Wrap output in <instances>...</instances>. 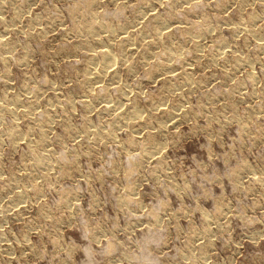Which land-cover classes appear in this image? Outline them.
<instances>
[{
	"label": "rangeland",
	"instance_id": "rangeland-1",
	"mask_svg": "<svg viewBox=\"0 0 264 264\" xmlns=\"http://www.w3.org/2000/svg\"><path fill=\"white\" fill-rule=\"evenodd\" d=\"M0 264H264V0H0Z\"/></svg>",
	"mask_w": 264,
	"mask_h": 264
},
{
	"label": "bare ground",
	"instance_id": "bare-ground-1",
	"mask_svg": "<svg viewBox=\"0 0 264 264\" xmlns=\"http://www.w3.org/2000/svg\"><path fill=\"white\" fill-rule=\"evenodd\" d=\"M141 2V1H140ZM197 2V1H196ZM200 4H201V2H200ZM192 8V7H191ZM94 21V20H93ZM94 25V24H93ZM108 25V24H107ZM171 25V24H170ZM167 26V25H166ZM104 27H106L105 25H104ZM103 27V28H104ZM10 28V27H9ZM111 28V27H110ZM107 29V28H106ZM95 30H97V29H95ZM94 30V31H95ZM111 30V29H110ZM166 30H167V28H166ZM160 31V30H159ZM106 32V31H105ZM141 34V33H140ZM200 35V34H199ZM128 37V36H127ZM130 37H128V39H129ZM104 42V41H103ZM106 43V42H105ZM3 45V44H2ZM92 45V44H91ZM106 48V47H105ZM203 48V47H202ZM122 50V49H121ZM102 58L101 59H103V63H104V65H102V67H105L106 68V65H109L110 64V62H111V64H113V59L115 58V55H114V53H112L111 52V50H109L108 48L106 49V50H103L102 52ZM159 53V52H158ZM163 54V53H162ZM158 55V54H157ZM146 57V56H145ZM160 57V56H159ZM93 59L94 58H91V60L89 61L90 63V65H91V63L92 62H94L93 61ZM116 59V58H115ZM125 59H127V58H125ZM173 59V58H172ZM97 62V61H96ZM162 62V61H161ZM98 64V63H97ZM154 64V63H153ZM163 64V63H162ZM115 65V64H114ZM155 65V64H154ZM111 66V65H110ZM98 67V66H97ZM109 68V67H108ZM89 70H91V69H89ZM106 70V69H105ZM117 75V74H116ZM120 78V77H119ZM101 88V87H100ZM104 92V91H103ZM32 93V92H31ZM31 95V94H30ZM127 97V96H126ZM111 103V102H110ZM138 109V108H137ZM139 111V110H138ZM137 112V111H136ZM138 113V112H137ZM33 114H34V112H33ZM136 116V115H135ZM131 117V116H130ZM176 119V118H175ZM137 122V121H136ZM126 123V122H125ZM125 126V125H124ZM135 129V128H134ZM15 131V130H14ZM24 136V135H23ZM152 152V151H151ZM153 152H155V151H153ZM157 153V152H156ZM150 154V153H149ZM43 160V159H42ZM257 175V174H256ZM21 192V191H20ZM19 194V193H18Z\"/></svg>",
	"mask_w": 264,
	"mask_h": 264
}]
</instances>
